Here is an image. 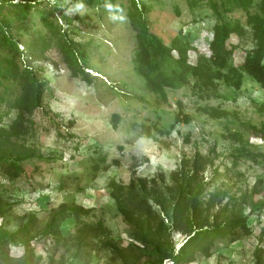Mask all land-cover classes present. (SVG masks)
Returning a JSON list of instances; mask_svg holds the SVG:
<instances>
[{
    "label": "rangeland",
    "instance_id": "1",
    "mask_svg": "<svg viewBox=\"0 0 264 264\" xmlns=\"http://www.w3.org/2000/svg\"><path fill=\"white\" fill-rule=\"evenodd\" d=\"M146 2L151 31L166 44L183 34L191 44V62L200 54L211 55V9L192 8L186 0ZM127 12L83 2L68 10L79 29L70 35L91 72L88 79L72 76L57 48L45 61L35 62L44 68L40 76L48 90L27 144L44 159L25 162L23 175L15 180L0 169V208L6 210L0 213V225L14 232L33 217L34 240L30 251L10 246L8 254L13 262L27 258L28 264H264V210L251 215L240 205L242 195L254 190L256 199L264 200V140L249 128L264 125V89L247 76L241 90L220 84L219 98L200 99L185 86L168 89V100H161L136 71V38ZM234 17L245 22L240 11ZM39 19L33 15L31 30L22 38L23 57L33 66L25 43L42 29ZM232 42L238 43L237 37ZM240 46L244 48L234 53L237 65L249 47ZM204 107L230 111V116L214 119ZM16 114L4 123L10 124ZM178 115H189V123L177 122ZM249 153L259 156L253 159ZM132 181L146 186L141 192L147 197L148 217L142 226L152 229L163 255L179 252L189 238L186 216L173 211L177 203H189L180 199L181 183L203 187L198 202L207 218L198 227L229 222L240 208L248 218L246 226L179 262L142 255L132 246L143 247L135 240L139 227L120 211L114 197L119 186ZM75 207L84 211L74 214ZM55 219L62 238L40 236Z\"/></svg>",
    "mask_w": 264,
    "mask_h": 264
},
{
    "label": "trees",
    "instance_id": "2",
    "mask_svg": "<svg viewBox=\"0 0 264 264\" xmlns=\"http://www.w3.org/2000/svg\"><path fill=\"white\" fill-rule=\"evenodd\" d=\"M186 1L192 8L204 6L211 9L215 20L211 27V55L200 54L195 62L190 61L191 44L186 35L179 34L170 44H166L151 31L147 16L151 6L146 0H0V169L3 168L15 180L23 175L25 162L44 159L38 149L27 144L35 125L34 115L43 107L48 90L47 82L40 76L44 68L35 62L45 61L47 53L52 48H57L72 76H82L85 79L91 76L79 55V45L70 35L71 30L76 33L79 29L73 24L76 19L69 15L68 10L76 9L81 2L90 7L112 9L115 12L127 9L130 26L136 38V71L145 78L148 90L163 101L168 100V89L185 86H191L193 94L200 99L219 98L220 84L241 90L247 76L264 89V0ZM239 11L244 14L245 22L234 17V13ZM35 14L40 17L42 29L36 31L32 39L25 43L31 53L32 62L36 64L33 66L25 61L21 46L22 38L31 30ZM234 37L238 39L236 44L232 42ZM243 43L249 47L244 49L246 54L243 63L237 65L234 63V53L244 48L240 46ZM202 110L214 119L230 116V111L215 107H204ZM14 111L17 113L15 118L10 124H5L4 118ZM118 120V115H114L115 128H118ZM176 120L189 123L190 117L186 115L182 119L178 115ZM249 128L255 136L264 140V125L258 127L251 124ZM145 131L148 137L153 138L150 128L146 127ZM233 134L240 139L239 133ZM249 154L253 159L259 156ZM260 156L264 158V155ZM145 187L143 182L132 181L114 191L120 211L139 227L141 233L135 240L143 247L132 246L142 255H158L164 261L171 259L179 262L200 247L206 246L208 250L218 239H225L246 226L248 218L240 208L241 211L229 222L198 227L207 218L201 209L204 204L198 202L203 187L199 184L191 189L188 182L181 183L178 189L180 199H187L189 203H177L173 211L178 216H186L190 229L189 238L182 244L179 252L175 253L172 249L171 254L163 255L161 243L152 235V229L145 231V225L142 226L148 217V214L145 215L147 197L141 192ZM257 195L258 190H254L241 197L240 205L248 207L251 215H257L264 210V200H257ZM1 196L0 193V198ZM214 205L215 203L207 205L206 209L211 210ZM5 211L0 208V213ZM80 211L83 212L84 209H72L74 214ZM225 211L226 209L223 213ZM32 220L33 217H30L25 225L14 232L5 224L0 225V250L4 252L0 255V264H28L27 258L13 262L8 248L22 246L27 251L31 250L34 240L31 237ZM40 236L62 238L56 219ZM146 248H153L154 251H147Z\"/></svg>",
    "mask_w": 264,
    "mask_h": 264
}]
</instances>
